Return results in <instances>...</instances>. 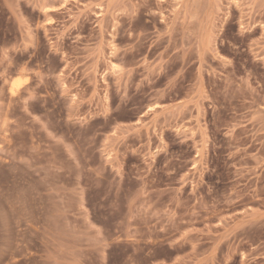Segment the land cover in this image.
<instances>
[{"label":"rangeland","instance_id":"1","mask_svg":"<svg viewBox=\"0 0 264 264\" xmlns=\"http://www.w3.org/2000/svg\"><path fill=\"white\" fill-rule=\"evenodd\" d=\"M0 264H264V0H0Z\"/></svg>","mask_w":264,"mask_h":264}]
</instances>
